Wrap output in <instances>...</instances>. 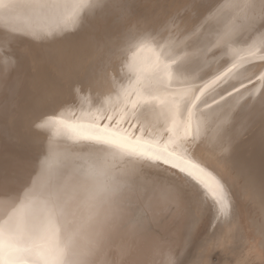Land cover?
I'll return each instance as SVG.
<instances>
[{
    "label": "bare ground",
    "instance_id": "obj_1",
    "mask_svg": "<svg viewBox=\"0 0 264 264\" xmlns=\"http://www.w3.org/2000/svg\"><path fill=\"white\" fill-rule=\"evenodd\" d=\"M3 2L11 7H0V46L8 47L9 35L15 39L13 55L0 54V185L22 189L14 197L17 206L46 182L76 186L90 171L131 184L137 176L131 171L129 158L135 160L141 153L157 152L165 146L171 150L183 141H187L183 158L195 165V170L202 169L209 181L224 184L232 194L227 214L215 212L211 206L197 213L202 218L189 240L190 221L170 207L174 203L172 193L163 187L155 192L141 189L140 198L130 197L133 202L120 214L82 230L65 258L71 259L73 251H82L89 264H166L171 249L179 253L181 264H264V80L258 79L264 76V21L260 18V0H233L238 7L228 6L229 0ZM218 8L215 19L186 42L207 43L232 26L236 42L224 51L213 48L209 53L206 71L211 75L197 83L227 75L204 91L190 121L183 102L181 113L173 112L177 98L172 93L177 85L173 82L171 90H166L167 77L159 70L160 61L174 69L173 60L180 62L184 56L183 51L165 47L170 33L176 31L168 22L175 18L181 28L192 29L210 9ZM139 30L159 31L160 46L151 40L138 41ZM129 44L136 45L135 55L130 52L128 61L120 65L119 49ZM109 61L113 75L119 69L118 93L105 96L102 106L87 93H81L75 104L66 103L64 96L72 93L74 86ZM172 76L176 77L174 70ZM239 80L245 87H240ZM233 83L239 91L228 97L223 109L209 116L212 110L203 102L211 104L213 96ZM20 102L32 108L30 112L25 107L24 125L16 116ZM144 105L160 112L159 119L146 130L123 122L110 126L112 138L123 147L98 152L99 146L85 139L94 132L89 128L94 118ZM226 113L231 117L228 124L222 123ZM44 120L50 121L47 127H37ZM201 120L206 123L196 131ZM32 122L37 137L28 143L16 135V128L26 129ZM190 122L195 144L186 135ZM38 137L43 138V146L42 141L37 143ZM31 142L40 144L41 149L36 150ZM159 175L179 184L186 193L198 196L202 189L174 169H161ZM151 178L145 172L139 182ZM157 198L164 206L163 213L159 208L153 210ZM144 215L153 219L143 230H137L134 221ZM68 219V224L61 222V245L68 231L75 230L79 223L78 218Z\"/></svg>",
    "mask_w": 264,
    "mask_h": 264
},
{
    "label": "snow or ice",
    "instance_id": "obj_2",
    "mask_svg": "<svg viewBox=\"0 0 264 264\" xmlns=\"http://www.w3.org/2000/svg\"><path fill=\"white\" fill-rule=\"evenodd\" d=\"M228 6L238 7L240 5L229 0ZM0 7L9 8L11 5L0 0ZM260 8V18L264 21V0H260ZM219 11V8L215 11L210 9L203 16L201 22L192 29L181 28L180 23L175 18L168 22L175 27L176 31L170 33V38L165 47L183 51L184 56L180 58V62L173 60L174 69L169 64L160 61L159 70L167 77L165 81L166 90H171L173 82L177 85L172 93L177 98L173 112L180 114L181 102H183V111L188 113L190 121L192 109L197 107L204 91L227 75V73L218 75L209 83H197V81H204L207 76L211 75L210 72L206 71L209 66L207 60L209 53L213 48L224 51L230 43L236 42L234 39L235 26L222 30L217 39L207 43L201 41L188 44L186 42L190 35H198L205 24L215 19ZM46 34L50 35L51 33ZM159 35L160 32L157 30H139L136 38L141 42L151 40L160 46L161 41L157 39ZM182 35L185 36V39H180ZM36 38L42 37L36 35ZM6 39L8 47L0 46V54L12 56L11 47L15 37L9 35ZM135 47V44L120 47V65H124L128 61L130 52L133 56L135 55ZM163 51L164 49H162ZM165 58L169 59L170 57ZM110 63L111 61L103 69L92 73L86 80L74 86L72 99L66 103L75 104L81 93H87L97 104L102 106L105 96L118 93L120 87L119 69L113 75L110 71ZM127 66L129 69L132 68L131 63H128ZM173 70L176 73L175 78L172 76ZM228 71L230 72L231 69ZM258 79L264 80V76L258 77ZM238 83L240 87H245L243 80H239ZM238 91L239 88L233 83L222 88L216 96H213L211 104L204 101L205 106L212 110L208 115H215L223 109L229 103L228 97H232L233 93ZM213 105L216 107L213 108ZM159 116V109L151 105L134 106L131 109L124 108L111 115L103 113L93 119L89 128L94 129V132L87 135L85 139L94 141L99 146L96 149L98 152H108L113 147H123V144L112 138L113 134L109 132L113 122L117 124L123 122L133 128L139 126L138 130H146L154 121L159 119ZM230 119V115L226 113L222 123L228 124ZM49 123L50 121L44 120L37 127L45 128ZM204 123H206L205 120L199 121L195 130L199 131ZM186 135L190 136L192 143L195 144L191 122L188 130H186ZM169 143L175 142L170 141ZM186 143L187 141H183L171 150L165 146L157 152L141 153L135 160L129 158L133 165L131 171L137 176V181L131 184L106 173L98 174L90 171L86 174L83 183L76 186L46 182L19 206H17L14 197H18L22 189L12 190L0 185V201H3V218L0 219V264H89L85 258L86 253L82 251H73L71 259L65 258L72 250L77 235L94 222L106 221L120 214L125 205L133 202L130 197L140 198L141 189L155 192L158 188L163 187L172 193L174 203L170 207L188 217L190 221L188 238L190 240L195 235L202 218L197 213L202 214L206 208L211 206L213 211L227 214L232 202V194L224 184L219 181H209L203 175L202 169L195 170L196 166L183 158V153L187 151L184 148ZM161 169H174L176 173L183 174L202 185L198 196L184 192L179 184L169 183L165 177L159 175ZM145 172L150 173L152 178L140 183L139 177ZM98 175H103V179H98ZM152 207L154 211L159 208L161 213L165 210L164 206L159 205L158 198L157 201L153 202ZM69 216L78 218L79 223L75 230L68 231L64 243L61 245L59 242L61 222L70 223ZM152 219L153 217L147 215L139 216L135 219L133 226L137 230H143L147 222ZM166 264H181L179 253L170 249Z\"/></svg>",
    "mask_w": 264,
    "mask_h": 264
},
{
    "label": "rangeland",
    "instance_id": "obj_3",
    "mask_svg": "<svg viewBox=\"0 0 264 264\" xmlns=\"http://www.w3.org/2000/svg\"><path fill=\"white\" fill-rule=\"evenodd\" d=\"M115 47H116V45H115ZM263 57H264V55H263ZM71 94H72V93H69V94H67L68 96H67V95L64 96V97H65L64 99H66V101H70V100L72 99ZM28 95H31V94L29 93ZM27 97H30V96H27ZM67 97H68V98H67ZM22 104H23V102H22V103H21V102L19 103V105H22ZM21 107H22V108H21ZM25 107H26V106L22 105V106H19V109H21L23 112H26V111L28 112V110H29L30 112L32 111V108H31V107L29 108V105L26 107L28 110H27ZM19 109H18V110H19ZM25 109H26V110H25ZM30 112H29V114H30ZM25 114H26V116H27V113H25ZM29 117H30V115H29ZM21 129H23V130H21ZM24 129H25V128H23V127H21V126H20V127H17V128H16V130H17V131H16V135H17L18 137H19V134L24 136V134L26 133V132H24V131H28V130H29V132H30V130H31V132H33V131H36V130H37V127H36V124L33 125V122H32L31 125H29L25 130H24ZM27 129H28V130H27ZM19 131H20V132H19ZM21 131H22V132H21ZM23 132H24V133H23ZM18 133H19V134H18ZM38 138H39V139L36 140L37 143H38V141H39V143H41V141H42V143H41L42 145H41V146H43V144H44V140H43V138H42V140H41V137H38ZM25 142H28V143H29V141H27V140H26ZM37 143H33V142H31V144H33V145L36 144V145H35L36 147L33 146V147L36 148V150H37L38 148L41 147L40 144H38L39 146H37ZM35 148H34V149H35ZM40 149H41V148H40Z\"/></svg>",
    "mask_w": 264,
    "mask_h": 264
},
{
    "label": "water",
    "instance_id": "obj_4",
    "mask_svg": "<svg viewBox=\"0 0 264 264\" xmlns=\"http://www.w3.org/2000/svg\"><path fill=\"white\" fill-rule=\"evenodd\" d=\"M19 109V108H18ZM18 111V110H17ZM16 116H18V118H19V122L21 123V124H23L24 125V119H26L27 118V116H26V114H25V112H23L21 109H19V112H18V114L16 115ZM35 133H34V131L33 132H29V131H27L25 134H24V136L23 135H19V137L23 140V141H30V139H32V137H37L36 135H34Z\"/></svg>",
    "mask_w": 264,
    "mask_h": 264
}]
</instances>
